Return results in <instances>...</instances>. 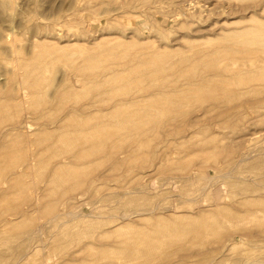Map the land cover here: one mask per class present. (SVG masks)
Listing matches in <instances>:
<instances>
[{"label":"rangeland","instance_id":"obj_1","mask_svg":"<svg viewBox=\"0 0 264 264\" xmlns=\"http://www.w3.org/2000/svg\"><path fill=\"white\" fill-rule=\"evenodd\" d=\"M176 263L264 264V0H0V264Z\"/></svg>","mask_w":264,"mask_h":264},{"label":"bare ground","instance_id":"obj_2","mask_svg":"<svg viewBox=\"0 0 264 264\" xmlns=\"http://www.w3.org/2000/svg\"><path fill=\"white\" fill-rule=\"evenodd\" d=\"M149 212V211H148ZM177 264V263H176Z\"/></svg>","mask_w":264,"mask_h":264}]
</instances>
